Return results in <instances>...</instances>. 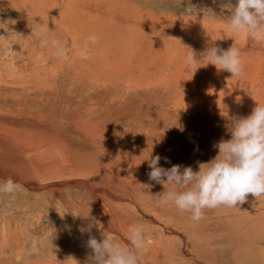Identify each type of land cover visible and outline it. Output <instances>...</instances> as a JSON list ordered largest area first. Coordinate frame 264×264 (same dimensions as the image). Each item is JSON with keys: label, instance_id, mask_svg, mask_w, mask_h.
<instances>
[{"label": "rangeland", "instance_id": "obj_1", "mask_svg": "<svg viewBox=\"0 0 264 264\" xmlns=\"http://www.w3.org/2000/svg\"><path fill=\"white\" fill-rule=\"evenodd\" d=\"M263 11L264 0H0V264H264ZM102 78L120 88L115 103ZM147 131L168 136L134 144ZM159 150L193 164L165 175L205 172L190 200L141 179ZM95 204L132 247L76 248L80 226L104 224Z\"/></svg>", "mask_w": 264, "mask_h": 264}, {"label": "bare ground", "instance_id": "obj_2", "mask_svg": "<svg viewBox=\"0 0 264 264\" xmlns=\"http://www.w3.org/2000/svg\"><path fill=\"white\" fill-rule=\"evenodd\" d=\"M9 3V2H8ZM81 4V3H80ZM7 5V4H6ZM3 8H4V6H2ZM41 9H42V7H40ZM39 8H37V10H38ZM8 12V11H7ZM40 12V11H39ZM38 12V13H39ZM43 12V11H42ZM264 12V11H263ZM33 13V12H32ZM215 21V20H214ZM92 22V21H91ZM222 28V27H221ZM221 30V29H220ZM219 30V31H220ZM226 30V29H225ZM222 32V31H221ZM230 32V31H229ZM212 34V33H211ZM215 34H218V33H215ZM222 35V34H221ZM229 36H230V34H228ZM228 35H226V36H228ZM223 37V36H222ZM213 38V37H212ZM219 38V37H218ZM224 38V37H223ZM208 39V38H207ZM221 39V38H220ZM227 38H225V40H226ZM214 40V39H213ZM214 43V42H213ZM218 44V43H217ZM227 44V43H226ZM218 46V45H217ZM216 46V47H217ZM235 47V46H234ZM233 49V48H232ZM225 51V50H224ZM227 51V50H226ZM231 51H234V50H231ZM94 80V79H93ZM102 80V82H103V84H104V86H107V85H109V86H111L113 89H115L113 92H112V94H114L113 96H112V102H114V100L117 98L116 96L119 94V93H121L122 94V92H120L119 91V89L120 88H117V84L113 81V80H111L110 78H102L101 79ZM166 80V79H165ZM62 82V81H61ZM119 82H121V81H119ZM146 83V82H145ZM163 83V82H162ZM124 84V83H123ZM35 85V84H34ZM120 85H122V84H119V86ZM144 85V84H143ZM127 86V85H126ZM80 87V86H79ZM159 89V88H158ZM157 89V90H158ZM122 91L123 90H125L126 91V89H121ZM42 92V91H41ZM155 92V91H154ZM44 93V92H43ZM264 93V92H263ZM262 94V93H261ZM121 96V95H120ZM217 99H219V98H217ZM221 99V98H220ZM118 100H120V99H118ZM211 100H213V99H211ZM216 100V99H215ZM206 101V100H205ZM136 102H138L137 100H136ZM210 102V101H209ZM207 103V101H206V103L207 104H210V103ZM115 103V102H114ZM203 103H205L204 101H203ZM205 103V104H206ZM129 105V104H128ZM197 106H200V104L199 105H197ZM213 106V105H212ZM220 106V105H219ZM12 107V106H11ZM205 107H207V105H205ZM209 107V106H208ZM217 107H218V105H217ZM223 107V106H222ZM225 107V106H224ZM244 107H245V105H244ZM121 108V107H120ZM128 108V107H127ZM196 108V107H195ZM201 109L202 108H204V106H201L200 107ZM210 108V107H209ZM249 108V107H248ZM10 109V108H9ZM190 109V108H189ZM205 109V108H204ZM188 110V109H187ZM193 110V109H192ZM196 110V109H195ZM214 110V109H213ZM201 111V110H200ZM199 111V112H200ZM203 111V110H202ZM201 111V112H202ZM208 111H209V109H208ZM219 111H221L220 109H219ZM195 113H196V111H194ZM200 112V113H201ZM207 112V111H206ZM206 112H203V113H206ZM211 112H212V110H211ZM234 112V111H233ZM192 112H190V114H191ZM210 113V112H209ZM214 113V112H213ZM187 114H188V112H187ZM193 114V113H192ZM191 114V115H192ZM220 114V113H219ZM224 114H226V113H224ZM195 115V114H194ZM194 115H193V117H194ZM207 115V114H206ZM208 115H210V114H208ZM214 114H212L211 116H210V118L211 117H214L213 116ZM217 115V114H216ZM181 116H183L184 117V114L183 115H181ZM190 116V115H189ZM202 116H203V114H202ZM225 115H223V117H224ZM227 116V115H226ZM36 118V117H35ZM173 118H175V117H173ZM181 118V117H180ZM218 118V117H217ZM227 118V117H226ZM183 119V118H182ZM191 119V118H190ZM207 119H209L208 117H207ZM223 119V118H222ZM186 120V119H185ZM218 120H219V118H218ZM184 121V120H183ZM187 121V120H186ZM220 121V120H219ZM250 121V120H249ZM191 122V121H190ZM85 124H86V122H84ZM180 123V122H179ZM182 125H184L183 124V122H182ZM89 126V125H88ZM177 126V125H176ZM182 127V126H181ZM184 127V126H183ZM177 128H180L179 126H177ZM152 129H153V127H152ZM248 130V129H247ZM47 131V130H46ZM152 131H154V130H152ZM188 130H186V132H187ZM144 132H146V131H144ZM148 132V131H147ZM159 132L160 131H158V132H156L155 131V134L154 135H150L151 134V132L149 133L148 132V135L147 136H144V138H135L134 139V144H136L137 142H139L140 140H142V139H144L145 141L146 140H151V142H153V141H155V142H160V141H162L163 139H164V137L165 136H168V134H166V135H164L163 137H162V135H160L159 134ZM153 133V132H152ZM185 134V133H184ZM187 134H188V132H187ZM221 134V133H220ZM69 135V134H68ZM156 135V136H155ZM157 135H158V137H157ZM186 136V135H185ZM184 138V137H183ZM185 139V138H184ZM153 140V141H152ZM213 140H216V139H212V141ZM186 141V140H185ZM225 141V140H224ZM155 142H153V143H155ZM186 142H188L189 143V140L188 141H186ZM226 142V141H225ZM151 144V143H148L147 145H148V148L149 147H154L155 145H158L159 143H157V144ZM192 143V142H191ZM217 143V142H216ZM264 143V142H263ZM257 144V143H256ZM126 145H127V143H126ZM212 145H213V142H212ZM216 145V144H215ZM264 145V144H263ZM120 146V145H119ZM160 146H164V144L162 143ZM220 146H222V143H220V145H219V147ZM226 146V145H225ZM224 146V147H225ZM182 147H184V146H182ZM214 147V146H213ZM146 148V147H145ZM144 148V149H145ZM230 148V147H229ZM103 149V148H102ZM230 149H233L232 147L230 148ZM12 149H10V151H11ZM150 150V149H149ZM219 150V149H218ZM250 150V149H249ZM7 151V150H6ZM108 151V150H107ZM147 151V150H146ZM226 151H227V149H226ZM1 152H3L2 150H1ZM143 152V151H142ZM234 152V151H233ZM106 153V152H105ZM162 151L161 150H159V151H156V152H153L152 154H150V157H153V158H155V157H157L156 158V163H158L156 166H154V169L151 171V170H149L148 169V171H146L144 174H142L141 173V175H143L142 177H141V179H144V180H149V177H150V179H152L153 180V183H155V184H158L159 185V183H164V185H167V186H169V184H171L170 186H169V190H171L172 191V193H171V195L169 194L168 195V198H167V196H166V200H170V202L172 201V200H174L175 198L177 199V201H178V199L179 198H188L189 200L192 198V190H191V188L190 187H188L187 185H189L192 181H195V180H202V179H205V172H196V168L195 169H192V170H190V171H185L184 173H179V174H177V176H173V175H175V174H172V175H165V172H169V171H171V172H173V170H175V169H183V170H186L188 167H192L193 166V164L192 163H186L183 167H178L177 165H175V163L179 160V159H182L183 157H180V156H178V157H169V156H166V157H163V158H160L161 157V155H162ZM229 153V152H228ZM2 154V153H1ZM4 154V153H3ZM2 154V155H3ZM106 154H109V153H106ZM105 154V155H106ZM230 154V153H229ZM233 154V153H232ZM115 155V154H114ZM121 155V154H120ZM120 155H117V156H120ZM231 155V154H230ZM229 155V157H231ZM124 156H127V155H124ZM234 156V155H233ZM188 157V155H186L185 156V158H187ZM254 159V158H253ZM149 160V159H148ZM1 161V160H0ZM147 160H146V164H147ZM112 164H114V163H112ZM121 164V163H120ZM155 164V163H154ZM148 165V164H147ZM84 166V165H83ZM110 166V165H109ZM113 166V165H112ZM1 167V166H0ZM233 167V166H232ZM262 167H264V162L262 163ZM4 168V167H3ZM114 168V167H113ZM258 168H259V164H258ZM6 169V168H5ZM105 169H107V168H105ZM216 170H215V172L216 173H218V174H225V169H224V167H216L215 168ZM112 170V169H111ZM117 170V169H116ZM147 170V169H146ZM208 173H209V171H207ZM206 172V173H207ZM20 174V173H19ZM6 175V174H5ZM8 175V174H7ZM154 175H156V176H154ZM140 176V175H139ZM264 176V175H263ZM262 176V177H263ZM6 177V176H5ZM248 177V176H247ZM246 177V178H247ZM21 178V177H20ZM208 177H206V179H207ZM239 178V177H238ZM245 178V179H246ZM12 179V178H11ZM129 179V178H128ZM250 179V178H249ZM85 180V179H84ZM168 181V182H167ZM250 181V180H249ZM76 182V181H75ZM203 182V181H202ZM206 182V181H205ZM240 182V181H239ZM238 180H237V184H235V185H239L238 183ZM23 183H24V181H23ZM84 183V182H83ZM121 183V182H120ZM182 183H184L185 184V188L186 189H183V186H182ZM194 183V182H193ZM198 183V182H197ZM196 183V184H197ZM233 183V182H232ZM232 183H231V185H232ZM236 183V182H235ZM243 183H244V181H243ZM253 183V182H252ZM140 184V183H139ZM172 184H174V185H178L177 187H178V189L180 190V191H182V190H184V192L182 193V194H179V193H177V192H174V190H176L177 188H172L171 186H172ZM195 184V183H194ZM193 184V186H196V185H194ZM201 184V183H200ZM240 184H241V182H240ZM249 184V183H248ZM254 184V183H253ZM71 185V184H70ZM198 185V184H197ZM244 186V188L247 186V184H243ZM216 186V185H215ZM229 186V185H228ZM240 186H242V185H240ZM249 186V185H248ZM263 187H264V185H262ZM218 187V186H217ZM232 187H234L233 185H232ZM236 187H238V189H240L239 188V186H235V188L234 189H236ZM69 188V187H68ZM226 188H228V187H226ZM231 188V186L229 187V189ZM243 188V189H244ZM58 189H59V187H58ZM221 189V188H220ZM233 189V190H234ZM147 190V189H146ZM231 190V189H230ZM232 190V191H233ZM246 190V189H245ZM151 191H153L154 192V194L156 195L157 193H158V189H157V187H152V189H151ZM210 191V190H209ZM215 191V190H214ZM227 191H229V190H227ZM242 191V190H241ZM241 191H239V192H241ZM147 192V191H146ZM156 192V193H155ZM211 192V191H210ZM223 192V191H222ZM246 192H247V190H246ZM245 192V193H246ZM250 192V191H249ZM165 192L163 191L162 193H159V194H164ZM216 193V192H215ZM215 193H213V194H215ZM218 194L220 193V192H217ZM248 193V192H247ZM147 194V193H146ZM226 194H228L227 192H226ZM249 194V193H248ZM251 194H253V193H251ZM149 196L150 195H152L153 196V194L152 193H149L148 194ZM211 195V194H210ZM229 195V194H228ZM231 195V194H230ZM138 196V195H137ZM215 196V195H214ZM235 196H238L237 194L235 195ZM240 196V195H239ZM60 197V196H59ZM65 197V196H64ZM136 197V196H135ZM151 197V196H150ZM219 197V196H218ZM225 197V196H224ZM240 197H242V196H240ZM239 197V198H240ZM138 198L139 199H142V196L140 197V194H139V196H138ZM152 198V197H151ZM221 198V197H220ZM225 198H228V196L227 197H225ZM224 198V199H225ZM233 198V197H232ZM243 198V197H242ZM65 199V198H64ZM72 199V198H71ZM156 199H161V198H156ZM155 199V200H156ZM198 199V198H197ZM217 199V198H216ZM222 199V198H221ZM235 199V198H234ZM238 199V198H237ZM63 200V199H62ZM164 200V199H163ZM183 200V199H182ZM211 201L213 200V199H210ZM219 200V199H218ZM229 201L228 202H230V200L231 199H228ZM251 200V199H250ZM67 201H69V200H67ZM160 201V200H159ZM211 201H209V204L212 206V204H214V201H212V204L210 203ZM232 201V200H231ZM239 201V200H238ZM243 201V200H242ZM245 201V200H244ZM65 202V201H64ZM168 202V201H167ZM179 202H182V201H179ZM216 202V201H215ZM218 202H221V200H219ZM223 202H224V200H223ZM247 202V201H246ZM62 203H63V201H62ZM67 203V202H66ZM149 204H150V202H148ZM188 203H190V202H188ZM187 203V204H188ZM233 203V202H232ZM248 203V202H247ZM102 204V203H101ZM135 204V203H134ZM185 204V203H184ZM216 204V203H215ZM215 204H214V206H215ZM230 204V203H229ZM238 204V203H237ZM64 205V204H63ZM90 205V204H89ZM107 205V204H106ZM154 205V204H153ZM156 205V204H155ZM222 204H220V205H218V203L216 204V208L218 207V208H220V207H223L224 209L226 208V207H224L225 206V204H224V206H221ZM231 205V204H230ZM230 205H228V204H226V206H230ZM239 205V204H238ZM249 205V204H248ZM71 206V205H70ZM78 206V205H77ZM95 206L96 207H94L95 209H92L93 211H91V212H95V213H93L94 214V217H101L100 219H102L103 217H104V224H102L101 223V221L102 220H98V218H97V220L100 222H95V223H97V224H93V222H92V224L91 223H89V225L87 224V225H85L86 227H82V226H80L79 228H78V230H76L75 231V238L77 239L76 240V248L79 246V242L81 243V241H83V240H88L90 243L91 242H93V243H91V250H92V254H94L95 256H98V253L95 251L94 252V250L97 248V247H99L100 248V250H102V249H105V247H106V249H108V251H109V249L111 248V251L112 250H114L113 251V253L115 252V250H116V252H119V253H123V251H125V250H127L128 248H130V247H132V245L128 242V240L126 239V238H124L123 237V235H122V233H120L119 232V230H118V228H117V225H116V223L114 222V221H112V220H109L108 219V217L107 216H103V214H102V209H100V208H98L97 206L98 205H96L95 204ZM102 206V205H101ZM104 206V205H103ZM127 206H128V204H127ZM150 206V205H149ZM75 207V206H74ZM74 207H72L73 208V210H75L74 209ZM119 207V206H118ZM231 207V206H230ZM235 207V206H234ZM237 207V206H236ZM71 208V209H72ZM78 208V207H77ZM104 208H105V206H104ZM129 208H130V206H129ZM172 208V207H171ZM175 208H176V206H175ZM186 208V207H185ZM207 208H210V207H207ZM212 208V207H211ZM215 208V207H214ZM239 208V207H238ZM238 208H236L233 212H235V211H237L238 210ZM244 208V207H243ZM242 208V209H243ZM123 209V208H122ZM131 209V208H130ZM129 209V210H130ZM172 209H174V207L172 208ZM179 209V208H178ZM213 209V208H212ZM231 209H232V207H231ZM240 209V208H239ZM73 210H71V211H73ZM79 210V209H78ZM118 212H120L121 210H119L118 208L116 209ZM132 210V209H131ZM175 210V209H174ZM177 210V209H176ZM207 210V209H206ZM210 210V209H209ZM221 210V209H220ZM227 210V209H226ZM229 210H230V208H229ZM76 211V210H75ZM81 211V210H80ZM128 210H126L125 212H127ZM159 211H161V210H159ZM172 211V210H171ZM180 211V210H179ZM201 211V210H200ZM224 210H222V212H223ZM231 211V210H230ZM66 212H68V211H66ZM124 211H122L121 213H125ZM183 212V211H182ZM212 212V211H211ZM233 212H232V214H233ZM245 212V211H244ZM75 213H78L77 211L75 212ZM101 213V214H100ZM128 213V212H127ZM130 213V212H129ZM132 213V212H131ZM161 213V212H160ZM175 213V212H174ZM206 213H208V212H206ZM205 213V214H206ZM210 213V212H209ZM215 213V212H214ZM218 213V212H217ZM216 213V214H217ZM220 213V212H219ZM224 213H226V212H223V214ZM242 213V212H241ZM72 214H74V211H73V213ZM166 214H168V216H170V211L169 212H167L166 211ZM176 214V213H175ZM180 214H181V212H180ZM185 214H187V213H185ZM184 214V215H185ZM191 213H189V215H190ZM221 214V213H220ZM222 214V215H223ZM228 214V213H227ZM227 214L225 215V216H227ZM70 215V214H69ZM183 215V214H182ZM183 215V217H185ZM192 215V214H191ZM208 215H210V214H207V215H205V216H208ZM215 215V214H214ZM219 215V214H218ZM231 215V214H230ZM234 215V214H233ZM232 215V216H233ZM237 214H235V216H236ZM238 215H239V213H238ZM242 215V214H241ZM172 216H174V214L172 213ZM172 216H170V217H172ZM178 216V215H177ZM188 216V215H187ZM194 215H192V217H193ZM211 216V215H210ZM245 215H243V217H244ZM112 217V216H111ZM176 217V216H175ZM196 217V216H195ZM201 217H202V214H201ZM200 217V218H201ZM209 217V216H208ZM218 217H222V216H218ZM228 217V216H227ZM234 217V216H233ZM233 217H232V219H233ZM179 218V217H178ZM186 218V217H185ZM230 217H228V219H229ZM236 218V221L234 222V223H237V220H239V216H238V218L237 217H235ZM96 219V218H95ZM106 219H107V221H106ZM176 219H177V217H176ZM181 219H183V218H180L179 220H177V221H174L173 223H183L184 225H186L187 226V224L188 223H184L183 221H180ZM187 219H189V217H187ZM192 219V218H191ZM203 219V218H202ZM232 219H230V220H232ZM241 219V218H240ZM165 220V219H164ZM197 220V219H196ZM199 220V219H198ZM208 220H209V218H208ZM227 220V219H226ZM244 220V219H243ZM55 221H56V219H55ZM77 221V220H76ZM172 221V220H171ZM185 221H187V220H185ZM193 222H194V218H193ZM200 222V221H199ZM220 222V221H219ZM218 222V223H219ZM223 222V221H222ZM32 223V222H31ZM61 223H62V221H61ZM170 223V222H169ZM192 223V222H191ZM217 223V224H218ZM230 223V222H229ZM234 223H233V225H234ZM244 223V222H243ZM81 224V223H80ZM193 224V223H192ZM196 224H198V222L196 223ZM216 224V223H215ZM215 224H213V225H215ZM221 224V223H220ZM219 224V225H220ZM63 225V224H62ZM79 225V224H78ZM190 225V224H189ZM198 225H200L201 226V224L199 223ZM211 225H212V223H211ZM236 225V224H235ZM216 226V225H215ZM214 226V227H215ZM231 226H232V223H231ZM237 226V225H236ZM235 226V227H236ZM63 227V226H62ZM179 227H181V226H179ZM194 229V227H192L191 225L188 227L189 228V230L191 229ZM198 227V226H197ZM204 227V226H203ZM206 227V226H205ZM214 227H212V228H214ZM233 227V226H232ZM239 227H241V226H239ZM37 228V227H36ZM187 228V229H188ZM199 228V227H198ZM201 229H202V226L200 227ZM207 228H208V226H207ZM221 228H223V227H221ZM231 228V227H230ZM238 228V227H237ZM237 228H235V229H237ZM204 229V228H203ZM234 229V230H235ZM178 230H180L179 228H178ZM199 230V229H198ZM211 230V229H210ZM214 230H217L215 233L216 234H218V231H219V227H218V229H214ZM234 230H229V231H233L234 232ZM244 230V229H243ZM36 231V230H35ZM41 231V230H40ZM57 231V230H56ZM60 231H61V228H60ZM121 231L123 232V229H121ZM187 231V230H186ZM191 231V230H190ZM221 231V230H220ZM224 231V230H223ZM228 231V230H227ZM227 231H225V233L227 232ZM247 231V230H246ZM249 231V230H248ZM55 232V231H54ZM62 232V231H61ZM126 232H127V230H126ZM202 232V231H201ZM204 232L206 233L207 232V230L206 229H204ZM241 232H242V230H241ZM58 233V232H57ZM64 233V232H63ZM125 233V232H124ZM184 233V232H183ZM186 233V232H185ZM199 233V232H198ZM211 233H213V232H210V233H207V234H211ZM239 233H240V230H239ZM35 235L37 234V233H34ZM55 234V233H54ZM130 234V233H129ZM188 234V233H187ZM202 234V233H201ZM200 233H199V235H201ZM204 234V233H203ZM202 234V235H203ZM214 234V233H213ZM229 234H231V233H229ZM236 234V233H235ZM180 236H181V238L180 239H182V236L183 235H181V234H179ZM206 235V234H205ZM215 235V234H214ZM222 235V234H221ZM228 235V234H227ZM240 235V234H239ZM46 236V235H45ZM48 236V235H47ZM56 236V235H55ZM210 237H212L211 235H209ZM232 235H230V237H231ZM50 237H51V235H50ZM184 237V236H183ZM193 237V236H192ZM206 237H208V236H206ZM227 237H229V236H227ZM238 237V236H237ZM43 238V237H42ZM48 238V237H47ZM92 240H91V239ZM187 238V237H186ZM189 239H190V237H188ZM195 238V237H194ZM200 238V237H199ZM204 238V237H203ZM209 238V237H208ZM32 239H34V243H33V246H34V249L32 250V251H34L33 253H38L39 251H40V246H38L37 247V245H39V241L40 240H42L40 237L39 238H35V237H32ZM179 239V240H180ZM184 239V238H183ZM182 239V240H183ZM212 239V238H211ZM192 239H190V241H191ZM202 240V239H201ZM214 240H215V238H214ZM217 240V239H216ZM216 240L213 242V244L216 242ZM228 240V239H227ZM227 240H223V241H227ZM47 241V240H46ZM45 241V242H46ZM205 241H206V239H205ZM213 241V240H212ZM218 241V240H217ZM235 241L237 242V239L235 238ZM235 241H233V243H235ZM87 242V241H86ZM104 242H107V245H109V246H104L103 244H105ZM188 242V241H187ZM219 242H222V240H220V241H218V242H216L215 244H217V243H219ZM230 242V241H229ZM41 243H42V241L40 242V245H41ZM85 243V242H84ZM191 243V242H190ZM193 243H195L194 241L192 242V244ZM207 243V242H206ZM205 243V244H206ZM210 243H212V242H210ZM210 243H208V244H210ZM231 243H232V241H231ZM230 243V244H231ZM43 244H44V241H43ZM81 244H83V243H81ZM86 244V243H85ZM196 244H198V243H196ZM195 244V245H196ZM205 244H203V245H205ZM212 244V245H213ZM227 244H229V243H227ZM229 244V245H230ZM243 244V243H242ZM102 245V246H101ZM199 245V244H198ZM197 245V247L196 246H194L195 247V249L197 248L198 249V246ZM201 245H202V243H201ZM236 245V244H235ZM245 245V244H244ZM51 246V245H50ZM187 246V245H186ZM207 246H209V245H207ZM206 245H205V247H207ZM215 246V249H218V248H216V245H214ZM218 246H220V244H218ZM234 246V245H233ZM240 246H241V244H240ZM82 247H84V246H82ZM185 247V246H184ZM193 247V246H192ZM193 247V248H194ZM202 247H204V246H202ZM211 247H213V246H211ZM231 247V246H230ZM79 248H81V247H79ZM78 248V249H79ZM88 248V247H87ZM87 248H85V249H87ZM98 248V249H99ZM191 248V247H190ZM208 248H210V247H208ZM221 248V247H220ZM224 248V247H223ZM84 249V248H83ZM201 249V246H200V248H199V250H196V251H199V252H204V251H202V249ZM227 249V248H226ZM88 250V249H87ZM187 250V249H186ZM233 250V249H232ZM243 250V249H242ZM103 251V250H102ZM190 251V250H189ZM193 251V250H192ZM106 252V251H105ZM199 252H197L198 254H199ZM208 252V251H207ZM206 252V253H207ZM220 252V251H219ZM112 253V254H113ZM191 253V252H190ZM210 253V252H209ZM208 253V254H209ZM218 253V252H217ZM198 254H195V255H198ZM201 254V253H200ZM200 254L198 255V256H200ZM103 255V254H102ZM121 255V254H120ZM192 256H193V254H192ZM198 256H196V257H198ZM239 257V256H238ZM72 258V256H70L69 257V260ZM99 258V257H98ZM202 258V257H201ZM197 259V258H196ZM69 260H67V261H69ZM93 260H95V259H92V261ZM99 260V259H98ZM64 261V260H63ZM138 261V260H137ZM38 264H53L52 262H50V261H46V262H37ZM138 263L139 264H141L139 261H138ZM56 264V263H55ZM117 264H125L124 262H119V263H117ZM202 264H204V263H202Z\"/></svg>", "mask_w": 264, "mask_h": 264}]
</instances>
